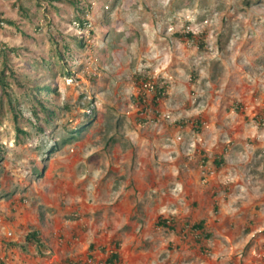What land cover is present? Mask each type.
<instances>
[{
  "label": "rangeland",
  "instance_id": "obj_1",
  "mask_svg": "<svg viewBox=\"0 0 264 264\" xmlns=\"http://www.w3.org/2000/svg\"><path fill=\"white\" fill-rule=\"evenodd\" d=\"M82 1L86 30L68 1L0 0L14 92L57 90L55 127L21 120L19 143L0 86L2 264H264V0ZM63 36L85 47L51 80Z\"/></svg>",
  "mask_w": 264,
  "mask_h": 264
},
{
  "label": "trees",
  "instance_id": "obj_2",
  "mask_svg": "<svg viewBox=\"0 0 264 264\" xmlns=\"http://www.w3.org/2000/svg\"><path fill=\"white\" fill-rule=\"evenodd\" d=\"M63 1V0H58ZM68 1L75 9L76 15L73 18V22L78 26L80 30H86L89 27V19L87 15L92 11V5L84 4L82 0H65ZM3 23H7L10 25H14L13 21L6 20L0 17V25ZM189 37H192V32H188L186 34ZM62 44H57V49L53 58L51 59H43V61L36 63L42 65L51 75V80H54L58 75H67L72 76L74 72H72V62L75 61V47L83 49L85 47V42L83 38L72 37L69 38L67 36L62 37ZM3 46L0 48V57H2V64L0 68V86L3 90V97L1 99V105H4V102H8V106L10 111L13 113L15 126L17 129L16 141L19 143L25 142L29 137L32 136L33 132L31 130H24L20 126V121L22 120L25 123H28L31 126V129H34L35 134H44L46 133V129L48 127H55L54 119L57 115V109L54 108L53 102L48 98V94L51 95L56 94L57 90L55 86H48V84L42 85L38 83L36 85L19 83V85L23 88V90L19 93L14 92L12 83L10 78L15 80L16 74L14 70L9 65V58L6 52V45L0 44ZM10 71L9 73H7ZM54 83V81H52ZM150 84V85H147ZM166 86H160V84L156 83L152 79L144 78V82L142 83V89L145 94L154 93L155 96L153 100L156 102L158 98L164 95ZM26 104L29 108L24 111L23 105ZM73 137V136H72ZM56 150V148H54ZM52 150V151H54ZM5 153L4 148L0 144V161L3 158ZM206 162V159H204ZM213 163L217 168H221L225 165V158L223 155L215 157ZM158 225L164 226L167 229H171L174 231V226L170 219H159L157 222ZM192 231H198L201 236L210 237L209 233H205L204 220L196 222L190 228ZM26 241L35 242L41 247L44 245L42 239L39 236V231L37 229L31 228L28 234L25 237ZM92 260V259H91ZM120 260V254L118 251H113L108 256L106 262L107 264H118ZM0 264L2 261L0 259ZM77 264H83V262H79Z\"/></svg>",
  "mask_w": 264,
  "mask_h": 264
},
{
  "label": "built area",
  "instance_id": "obj_3",
  "mask_svg": "<svg viewBox=\"0 0 264 264\" xmlns=\"http://www.w3.org/2000/svg\"><path fill=\"white\" fill-rule=\"evenodd\" d=\"M147 85H150V84H147ZM8 234L11 235L12 233L9 232ZM91 261H92L91 259L90 260H86V261L83 262V264H90Z\"/></svg>",
  "mask_w": 264,
  "mask_h": 264
},
{
  "label": "clouds",
  "instance_id": "obj_4",
  "mask_svg": "<svg viewBox=\"0 0 264 264\" xmlns=\"http://www.w3.org/2000/svg\"><path fill=\"white\" fill-rule=\"evenodd\" d=\"M9 233V232H8Z\"/></svg>",
  "mask_w": 264,
  "mask_h": 264
}]
</instances>
